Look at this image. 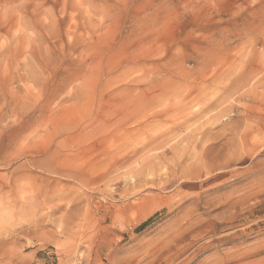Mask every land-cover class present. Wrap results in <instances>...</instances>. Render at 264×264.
I'll list each match as a JSON object with an SVG mask.
<instances>
[{"label": "rangeland", "instance_id": "1", "mask_svg": "<svg viewBox=\"0 0 264 264\" xmlns=\"http://www.w3.org/2000/svg\"><path fill=\"white\" fill-rule=\"evenodd\" d=\"M0 255L264 264V0H0Z\"/></svg>", "mask_w": 264, "mask_h": 264}, {"label": "bare ground", "instance_id": "2", "mask_svg": "<svg viewBox=\"0 0 264 264\" xmlns=\"http://www.w3.org/2000/svg\"><path fill=\"white\" fill-rule=\"evenodd\" d=\"M129 108H130V107H129ZM129 108H128V109H129ZM128 109H127V110H128ZM138 109H139V108H138ZM139 110H140V109H139ZM137 111H138V110H137ZM124 112H126V110H125ZM124 112H122V113H124ZM118 113L121 114V112H118ZM118 113H117L116 115H118ZM120 114H119V115H120ZM124 115H125V114H124ZM123 117H124V116H123ZM0 256H1V255H0ZM0 258H1V257H0Z\"/></svg>", "mask_w": 264, "mask_h": 264}]
</instances>
